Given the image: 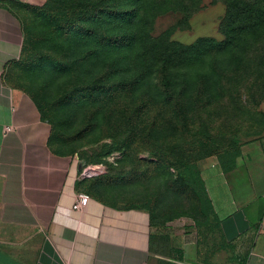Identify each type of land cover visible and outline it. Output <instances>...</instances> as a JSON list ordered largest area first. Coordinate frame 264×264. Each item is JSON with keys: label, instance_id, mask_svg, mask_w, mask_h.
I'll list each match as a JSON object with an SVG mask.
<instances>
[{"label": "rangeland", "instance_id": "obj_1", "mask_svg": "<svg viewBox=\"0 0 264 264\" xmlns=\"http://www.w3.org/2000/svg\"><path fill=\"white\" fill-rule=\"evenodd\" d=\"M17 1L12 8L23 49L5 80L38 105L51 126L55 153L74 159L80 173L88 167L102 169L80 181L81 192L114 207L149 209L154 224H190L198 230L207 228L213 216L200 177L202 162L215 163L235 181L264 180V30L235 49L202 53L190 68L172 62L182 116L173 103L156 95L155 73L151 89L138 90L133 80L146 75L137 65L143 67L144 57L153 61L155 43L175 59L182 49H171L174 42L187 47L203 38L223 42L225 0H148L155 6L144 13L139 27L143 49L130 51L122 43L112 56L107 54V23L99 28V42L81 41L90 26L87 19L81 29L70 31V41L55 21L60 13L42 11L50 0L42 5ZM60 2L58 10L72 5L70 12L92 3L119 13L142 5L137 0ZM96 14L109 20L101 7ZM112 21L124 27V18ZM134 65L138 70L130 73ZM165 247L163 243L157 264H172Z\"/></svg>", "mask_w": 264, "mask_h": 264}, {"label": "crops", "instance_id": "obj_2", "mask_svg": "<svg viewBox=\"0 0 264 264\" xmlns=\"http://www.w3.org/2000/svg\"><path fill=\"white\" fill-rule=\"evenodd\" d=\"M22 49L18 19L0 8V264H157L163 243L172 264H264V180L235 181L210 161L200 167L207 228L153 226L146 210L94 199L74 211L77 162L53 151L50 124L5 80Z\"/></svg>", "mask_w": 264, "mask_h": 264}, {"label": "trees", "instance_id": "obj_3", "mask_svg": "<svg viewBox=\"0 0 264 264\" xmlns=\"http://www.w3.org/2000/svg\"><path fill=\"white\" fill-rule=\"evenodd\" d=\"M60 1H64V0L48 1L42 11L47 13L59 12L60 16L59 17L55 16L56 17L55 21L61 24L63 29L67 32V36H70L69 35L70 31L73 30L74 28L81 29L79 25H81L84 22V20L87 19V23H89L90 26L85 28L86 35L81 36L82 42H85L88 39L94 40L96 42L101 41L100 39L101 29L99 28L103 27L107 23L110 26L109 29L110 33L108 35V38L106 39L109 42L108 51H107V54L109 56H112L113 49L115 47L121 46L122 43L126 44V47L130 51H134V50L138 51V46L143 49L142 45L144 44V39L139 34V27L143 23L144 13L149 11L152 7L155 6V5L154 6L149 5L148 0H137L139 3H142V5L135 7L132 11H129L127 9L124 13H119L116 10L103 6V4L99 5L95 3H92L90 5H82L81 7H79L77 11H72V12H70V10L73 8L72 5H65V7L58 10L61 4ZM12 4H19V1L0 0V8L6 9L7 11L11 12L19 20L16 12L12 8ZM225 4L227 5V15L221 24V32L224 36L223 42H221L219 45H216L212 39L203 38V39H199L198 41H196L195 44L188 47L181 46L178 43L174 42L172 45L171 44L169 45L171 49L174 47H181L182 49L179 55H177L175 59L167 55L168 52L167 47L161 45L160 43L159 44L155 43V45L153 44V49L155 54V56L154 55L152 56L154 58L152 59L153 61H149L148 58L144 57L143 59L144 62L142 61L143 67L142 66L139 67V65H137L138 69H142V68L144 69L146 75L141 74L137 77H133V80L135 79L136 81L135 85L138 88V90H142L144 86H146V89H151L154 82L153 73H155V75L157 76V78H155L157 84L156 95L159 98H162L164 103L167 104L173 103L177 107V111L179 110L181 116L182 114H185L183 105L178 101V99H176L174 95V88H173L174 79L170 73L172 68L174 69V65H172V62L174 61L175 63L183 62L186 63L185 65L188 68H190L193 65L194 60L197 61V59L202 56V53H206V51L212 48L214 49H212L211 52L216 51L218 53H224L225 51H227L232 47L233 49H235L239 46V44L243 40H245L249 36L254 35L259 30H264V0H225ZM99 7H101V10L103 12L105 11V13L108 14L109 17L108 21L105 19V15L96 14ZM93 9H95L93 14H89L88 12H90ZM116 17L120 18V20L124 18V27H121L123 24L122 22H119L120 27L113 25L112 20L116 19ZM114 31H117V34L119 32H123L124 35L122 37H119L114 33ZM67 39H70V41L73 40L71 36L67 37ZM205 46H207V49H203V47ZM95 52L96 49L93 51V53ZM136 58L137 59L134 58L133 62L138 64L140 58L139 57ZM138 69L136 66L131 67L129 69V72L134 73ZM79 192H81L80 188H79ZM104 204L111 206L107 203ZM114 208H118V207H114ZM122 209L146 210L150 213L151 224L153 226H165V225H159L153 223V217L149 209L146 208H122Z\"/></svg>", "mask_w": 264, "mask_h": 264}, {"label": "built area", "instance_id": "obj_4", "mask_svg": "<svg viewBox=\"0 0 264 264\" xmlns=\"http://www.w3.org/2000/svg\"><path fill=\"white\" fill-rule=\"evenodd\" d=\"M13 129L11 127H7L5 129V132H11ZM101 168H92V167H88L86 169L83 170V172L80 174V180H85V179H92L96 176L99 175V173H102ZM92 198L83 192H78L76 194V200L74 203V211L77 212H82L83 210H85L87 208V206L89 205V203L91 202Z\"/></svg>", "mask_w": 264, "mask_h": 264}]
</instances>
